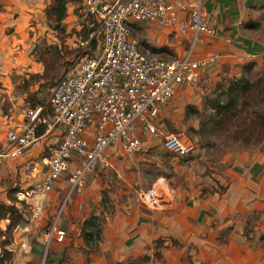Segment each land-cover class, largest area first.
<instances>
[{"label":"crops","instance_id":"0c3cea01","mask_svg":"<svg viewBox=\"0 0 264 264\" xmlns=\"http://www.w3.org/2000/svg\"><path fill=\"white\" fill-rule=\"evenodd\" d=\"M263 2L264 0L204 1V11L215 34L201 36L194 48L193 57H205L212 52L219 53L221 57L220 62L211 65L203 77L214 80L219 73H227L228 69L240 70L243 58H264V35L253 33L249 26L244 25L250 9L262 6ZM53 3L54 0H0L1 135L9 130L8 123H11V127H20L24 122V110L29 106H20V98L15 96L14 87L23 84L30 74H40L43 70V65L36 61L35 52L43 42L42 38H47L51 32L46 23L52 21V18L47 17L46 9ZM73 4L76 5L71 0L66 3V14L61 23L74 22L70 10ZM144 29L149 30L152 39L158 34L166 39L170 32L161 27ZM172 33L183 35L179 32ZM184 38L189 39V35ZM222 65L226 66V70L222 69ZM194 86L179 87L178 91L183 92ZM4 104L9 107L8 114L2 110ZM59 138L60 133L56 130L47 137L46 142H56ZM3 140L4 137L0 140V146ZM6 142L5 134V142L0 151L5 148ZM143 148L144 143L142 150ZM110 152L112 168L122 170L123 161L119 160V156H124V153L119 149ZM43 154L41 147H32L22 157L10 158L8 160L12 161L1 163L0 201L8 202L9 174H14L11 175L12 181L20 189L30 188L44 179L47 167L41 161ZM248 155L249 153L242 151L224 154L214 163L195 159L176 164L175 175H180V180H174L178 193L177 202L173 207L159 211L146 210L144 205L132 200L114 202L109 195L110 189L104 187L107 184L106 176H101L104 172L92 173L86 177L82 191L71 195L76 196L80 207L74 211L72 221L60 226L66 236L63 244L68 248L77 247L83 254L81 264H86V245L79 235L78 227L87 216L94 214L102 216L104 222L101 240L98 248L90 253L89 264H131L140 261L143 264L151 261L154 264H264V244L259 240L260 233L264 232V156L258 160L253 154L250 157ZM132 164L134 173L138 174L139 164L133 161L130 165ZM66 187L68 191L64 176L45 195L42 211L37 216L23 202L28 208L29 221L20 224L17 229L29 233L33 231V226L45 223L44 200L53 197L55 201ZM99 187L98 210H92L89 198L91 195L93 197V190ZM102 190L106 191L112 205L108 201L105 206L102 204ZM82 194L84 195L81 196ZM25 237L23 233L18 242L24 241ZM41 238L40 236L38 240ZM14 240L15 243L10 248L15 256L21 250L16 253L17 237ZM155 242L159 243L158 247ZM22 247H25V243ZM156 251L157 256L154 254ZM65 264H71V261Z\"/></svg>","mask_w":264,"mask_h":264},{"label":"built area","instance_id":"2783aa9c","mask_svg":"<svg viewBox=\"0 0 264 264\" xmlns=\"http://www.w3.org/2000/svg\"><path fill=\"white\" fill-rule=\"evenodd\" d=\"M204 1L82 0L85 14L99 25L96 49L87 50L91 33L52 83L44 104L26 107L22 125L9 128L0 151V158L22 157L32 147L48 153L42 161L47 167L44 179L16 192L34 216L62 177L70 197L82 191L88 175L112 168L110 151L119 149L125 155L142 151L137 125L143 134L157 135V118L178 88L195 85L220 60L216 52L201 58L191 54L202 35L215 34ZM132 23L189 35L190 49L182 56L156 57L140 49ZM56 130L60 138L46 142ZM162 147L181 156L193 150L176 133L165 134ZM177 199V190L164 178L140 188L135 196V202L150 211L169 209ZM45 236L62 241L64 231L53 225Z\"/></svg>","mask_w":264,"mask_h":264},{"label":"rangeland","instance_id":"374dc122","mask_svg":"<svg viewBox=\"0 0 264 264\" xmlns=\"http://www.w3.org/2000/svg\"><path fill=\"white\" fill-rule=\"evenodd\" d=\"M72 1L76 4H73V7L70 8V10L72 11L71 15H73L75 19L74 22H62L57 28L55 27L56 24L53 23V21L46 23V26L50 29L51 32L49 36H47V38L45 36L42 38L43 42L36 48V61H38V58L40 59L39 50H42L47 46L55 47L57 45V48L59 47V49H61V54L64 55L67 64L72 59V57H74L78 53L84 41L90 37H88L87 35L91 33H93V36L89 40L87 50L92 52L96 49L97 44L100 40V32H97V30H99V25L95 21V19L85 14L82 0ZM248 16L245 23L250 25L249 27H251L252 29L251 32L264 35V2L262 3V6L250 9ZM91 27L94 29L93 31L91 30ZM170 32L167 33L166 39H164L163 37H159V34L155 39H152L149 30L143 29L142 27L140 29L137 28L134 32V35L137 38L140 49H148L149 53L156 57L173 58L176 56L185 55L190 49L191 39L184 38L186 35L177 36L175 33ZM93 41H95V46L92 45ZM194 48L192 49L191 53L192 57L193 53L195 52ZM222 67V69L226 70L225 65H222ZM64 70L65 69H63L59 74H61ZM262 71H264L263 57H254L250 59L243 58L242 67L240 68V70L238 69L235 71H231L230 69H228L227 73H219L218 78L214 80L213 78L208 79L207 77H202L192 89L185 90L183 92L177 91L173 99L163 106L162 111L157 118V135L143 134L141 131H139V125H137L138 129L136 127V132H138L141 142L144 143L143 150L130 156H127L125 154L124 156H119V160L123 161V167L121 166L122 170L113 167L105 171L104 174H101V176H106L107 178V184L104 187L106 189H110L109 195H111L113 201L119 202L120 200H123L121 202H124L132 200L133 202H135L137 190H139L140 188L150 187L157 179L160 178H164L168 184L172 185L174 188L176 187L175 181H177V179L180 180V175L178 174V177H176V175L173 176L172 168L174 169L175 163L172 162V160L169 161L168 168L165 169V171L162 170L163 174L159 173V175L152 176V167L150 161L153 160L154 157H156L163 165L164 156L161 151H163L164 149L162 148V140L164 138V135L167 133L179 134L186 143H189L192 146L193 150L197 154V156L193 160L196 159L201 162L203 160L205 162L214 163L219 161V159L224 154H235L242 151L249 153V157L253 154L258 158V160L262 159V156H264L263 143H258V145L250 144L244 146L231 140V138L228 137L227 134L221 135L219 137H212L208 135L205 141H210L211 144H205L204 141L202 146L200 145V142H198L201 132L200 116L198 112L201 115L205 114L207 117V115L210 113L208 103L211 101V99L215 97L222 98L220 93L221 89L219 88L223 87L229 79L238 78L242 75H244L245 77H250V74H257ZM41 73L30 74L23 84H19L14 87V90L16 92H13L16 93L15 96H19L21 107L30 106L26 102L32 104V101L37 98L42 99V102L46 100L49 94V89L55 77L46 80L42 78ZM8 109L9 107L4 104L2 110H4V112L6 111L8 114ZM8 125V129L13 128L11 127V123H8ZM5 134H0V140L4 137V142ZM3 143L0 146V149L3 146ZM47 155L48 153H44L41 157V161H43L42 158ZM130 157H132V159ZM8 159L10 158H3V161L0 160V165L1 163L12 161ZM132 161L139 164L138 174L134 173L135 169L133 168V164L130 165ZM11 175L14 174H9L8 195L11 198L12 202L14 201L20 204L19 207L22 213L27 214V206L24 205L25 203L23 204V202H21L16 197V192L20 189V186L16 182L12 181L13 178L11 177ZM101 180L104 181V178H101ZM91 187H89L90 190L92 189ZM100 190V187L95 188V190H93V197L92 195L91 198L88 197L93 205L92 210H98ZM66 192L67 187L64 189V191L57 195L55 201L53 200V197H47L44 200L43 207L45 217L43 219L45 220V223H43L41 226H33V231L31 230L29 233L17 229L18 227L13 230V243L10 247H12L15 243L14 237H17L16 245L18 246L16 248V253L18 254L19 250L21 251L19 252V255H13L10 264H57V259L59 258L62 247L64 246L63 243L66 236L63 237L64 239L62 241H58L55 236H50L49 238L46 237L45 232L53 225L60 228V226H62L64 222L68 223L72 221L74 218V211H76V209L80 207L79 200L75 198L76 196L67 197ZM83 195L84 194H82L81 196ZM100 217L102 219V216ZM103 222L104 221H102V224ZM4 224L5 220L0 221L1 226H4ZM23 233L26 235V237L24 241H21L19 243V237ZM40 236L42 238L39 241L38 238ZM24 243L25 247H22V244ZM81 256H83V254L81 255L80 250L77 247H69L66 252L65 258L67 262H69L70 260L71 264H81ZM131 264H143V261ZM144 264H154V261L146 262Z\"/></svg>","mask_w":264,"mask_h":264},{"label":"trees","instance_id":"16d2710c","mask_svg":"<svg viewBox=\"0 0 264 264\" xmlns=\"http://www.w3.org/2000/svg\"><path fill=\"white\" fill-rule=\"evenodd\" d=\"M68 1L70 0H54L53 5L46 9L47 17L52 18L53 23L56 24V28L65 17L66 3ZM244 25L250 26L247 23H244ZM131 27L133 28V33L137 28H145L144 25L139 23H132ZM91 30L93 31L94 29L92 28ZM89 35L87 36L89 37ZM92 45L95 46V41L92 42ZM39 53L40 59L38 58V62L43 65L41 73L42 78L49 80L55 77L53 79L54 82L60 75L59 73L68 65V63L66 64L64 55L61 54V49H59V47L57 48V45L55 47L47 46L39 50ZM219 89H221L220 93L223 99L218 97L211 99L208 103L210 113L207 117L205 114L201 115L198 112L201 130L198 140L200 145L203 146L208 135L219 137L225 134H227L231 140L244 146L250 144L258 145V143L264 144V71L253 75L250 74V77L242 75L238 78L229 79L227 83ZM42 101V99L37 98L32 101V104L29 102L27 103L30 105L29 107L33 108L44 104L45 101ZM38 133H41V128L38 130ZM205 144L211 143L210 141H205ZM164 150L161 151L164 156L163 165L156 157L150 161L152 176L159 175V173L163 174L162 170L165 171V169L168 168L170 160L176 165L182 162H191L197 156L194 150L185 156ZM108 154L111 156V152ZM172 170L173 176H175V171L173 168ZM7 199L8 202L0 201V221L5 220L4 226L0 225V264H10L13 257V250L10 248L13 243V230L20 224L29 221L27 214L22 213L20 207L16 205V202H12L8 192ZM101 201L104 206L107 201L112 205L105 190H102ZM102 221L103 219H101L100 216L90 214L78 227L79 235L86 245L84 250L86 264H89L90 253L98 248V244L101 240ZM259 240L264 244V232L260 233ZM158 242H155L156 247H158ZM67 250V246L62 247L57 264H65L67 262L65 258ZM154 254L157 256L158 252L156 251ZM145 259H147V257H145ZM121 263L123 262H117L116 264Z\"/></svg>","mask_w":264,"mask_h":264}]
</instances>
